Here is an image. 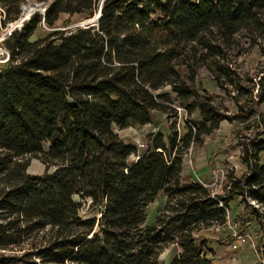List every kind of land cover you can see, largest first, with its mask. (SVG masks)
Segmentation results:
<instances>
[{
	"label": "trees",
	"instance_id": "obj_1",
	"mask_svg": "<svg viewBox=\"0 0 264 264\" xmlns=\"http://www.w3.org/2000/svg\"><path fill=\"white\" fill-rule=\"evenodd\" d=\"M24 3L0 0L2 26ZM98 12L92 25L66 28ZM41 26L49 31L32 40ZM0 44L9 55L0 68V264H215L199 233L226 228L234 198L236 234L257 226L264 254V64L252 77L238 65L252 48L264 58V0H51ZM201 69L235 114L198 89ZM177 108L185 133H154L145 152L115 131L176 118ZM255 116L261 129L238 143L246 171L224 195L182 175L190 146L223 121ZM31 158L44 174L27 172ZM82 201L97 216L83 218Z\"/></svg>",
	"mask_w": 264,
	"mask_h": 264
},
{
	"label": "rangeland",
	"instance_id": "obj_2",
	"mask_svg": "<svg viewBox=\"0 0 264 264\" xmlns=\"http://www.w3.org/2000/svg\"><path fill=\"white\" fill-rule=\"evenodd\" d=\"M50 1L51 0H48L47 3H37L36 0H25V3L21 7V16L17 20H20L18 24H15L17 21L9 23L6 26H2L0 23V43L14 29H19L22 26L23 22L21 19L25 9H33V12L29 14L30 17L35 12L41 13ZM65 19H67L66 16H61L58 25L65 21ZM1 20L2 16L0 11V21ZM82 22L74 23L66 28L69 29L76 27ZM48 31V28L41 26L32 40L43 37ZM243 47L248 49L249 45L245 44ZM5 51L6 50L1 47L0 44V68L6 65L5 62L7 57ZM263 64L264 58L259 55L256 48H252L248 53L243 54L238 61L240 72L251 77ZM197 81L198 89H205L209 94L214 95V102L217 105L223 107V109L225 108L230 115L236 113L234 104L217 88L216 83L211 79L210 74L206 70L201 69L199 71ZM168 90L169 88L163 89V91ZM256 110L257 116H263L264 103L258 106ZM257 116L251 118L246 123L224 121L216 131L210 136L205 137L202 145L190 146L183 155L182 175L189 176L193 173V175L195 174V176L199 177L198 179L200 182L205 183V185L211 189L213 194L224 195L226 191L225 187L228 185L230 179L240 178L246 171L245 166L241 161V146H239L238 143L241 140L244 141L245 139L252 137L257 130L261 129L262 122L258 121ZM186 119H188V117L185 115V112L182 109L177 108L176 118L167 119L161 114H156L154 124L150 125V127H131L124 130L115 129V131L126 143L135 145L139 154L147 150L151 141L150 139L154 133L160 132L164 136H167L169 131H177L179 136L183 135L186 129ZM164 140L166 141V137H164ZM139 145H143V147L140 148ZM229 147L230 149L227 151ZM44 149H46V145L44 146ZM260 159L264 162V155H262ZM205 163L208 165H206L205 169L201 170L202 165ZM52 171L53 168L49 169L47 172L51 173ZM27 172L32 175H42L46 171L40 160L31 158L29 160ZM203 172H205V174ZM163 203L164 197L162 194H159L155 201L146 208V224H152L154 222ZM240 209L241 206L239 205V199L234 198L230 202L229 225L226 228L210 227L199 233L200 236L207 239L208 247L211 249L210 257L215 264H264V254L256 252V245L259 240H262V233L258 230L257 226H250L246 234L241 235L247 237L246 243L237 246V249L234 250L231 247L233 241H228L237 227L233 224V220ZM97 214L98 209L96 207L90 206L89 201H82L80 215L83 218L97 216ZM175 251L176 248L174 246L168 247L160 255L159 261L161 263H167Z\"/></svg>",
	"mask_w": 264,
	"mask_h": 264
},
{
	"label": "built area",
	"instance_id": "obj_3",
	"mask_svg": "<svg viewBox=\"0 0 264 264\" xmlns=\"http://www.w3.org/2000/svg\"><path fill=\"white\" fill-rule=\"evenodd\" d=\"M44 13H45V8L41 11V14H42V15H44ZM5 55H6V57H7V59H6V61H7V60H8V57H9L7 51H5ZM139 146H140V148L143 147V145H139ZM252 204H254V203H252ZM254 206L258 208V205H255V204H254ZM232 237L234 238V240H233V242H232L231 247H232L234 250L237 249V246H240V245L246 243V239H247V237L237 235L236 232H235V230H234V233L232 234Z\"/></svg>",
	"mask_w": 264,
	"mask_h": 264
},
{
	"label": "water",
	"instance_id": "obj_4",
	"mask_svg": "<svg viewBox=\"0 0 264 264\" xmlns=\"http://www.w3.org/2000/svg\"><path fill=\"white\" fill-rule=\"evenodd\" d=\"M31 12H33V10H32ZM31 12H30V13H31ZM99 16H100V13L98 12V13L95 15V17H94L93 19H91V20H86V21H84V22L78 24L77 26L92 25L94 22H96V21L98 20ZM19 21H20V20H19ZM21 21H22V20H21ZM21 23H22V22H21Z\"/></svg>",
	"mask_w": 264,
	"mask_h": 264
},
{
	"label": "crops",
	"instance_id": "obj_5",
	"mask_svg": "<svg viewBox=\"0 0 264 264\" xmlns=\"http://www.w3.org/2000/svg\"><path fill=\"white\" fill-rule=\"evenodd\" d=\"M224 122V121H223ZM221 124V123H220ZM147 127H150V125H146V126H143L142 128H147ZM130 144V143H129ZM206 165H208L207 163H205L204 165H202V167H201V170H203V169H205L206 168ZM204 174H205V172H203ZM196 174H198V173H196ZM208 174V173H207ZM206 174V175H207ZM191 176H193V178L196 180V181H198V182H200V180L198 179L199 177H197V176H195V174L193 175V173H191ZM203 176H205V175H203ZM200 183H203V182H200ZM203 184H205V183H203Z\"/></svg>",
	"mask_w": 264,
	"mask_h": 264
},
{
	"label": "bare ground",
	"instance_id": "obj_6",
	"mask_svg": "<svg viewBox=\"0 0 264 264\" xmlns=\"http://www.w3.org/2000/svg\"><path fill=\"white\" fill-rule=\"evenodd\" d=\"M33 9L32 8H29V9H25V12H24V14H23V16H22V22L25 20V19H28L29 18V14H30V12L32 11ZM20 21H17L15 24H18Z\"/></svg>",
	"mask_w": 264,
	"mask_h": 264
}]
</instances>
